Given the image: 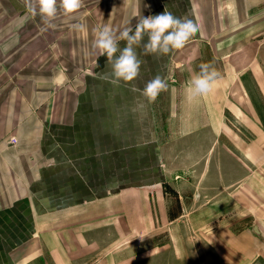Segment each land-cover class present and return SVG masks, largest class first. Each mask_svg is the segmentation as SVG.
Instances as JSON below:
<instances>
[{"label":"crops","instance_id":"crops-1","mask_svg":"<svg viewBox=\"0 0 264 264\" xmlns=\"http://www.w3.org/2000/svg\"><path fill=\"white\" fill-rule=\"evenodd\" d=\"M164 11L201 27L166 52L141 45L139 76L114 82L95 30L119 36ZM51 23L26 0H0V264H129L124 250L170 214L178 161L264 144V0H80L71 14L57 0ZM201 63L219 77L189 99ZM157 71L168 83L149 98Z\"/></svg>","mask_w":264,"mask_h":264},{"label":"rangeland","instance_id":"rangeland-1","mask_svg":"<svg viewBox=\"0 0 264 264\" xmlns=\"http://www.w3.org/2000/svg\"><path fill=\"white\" fill-rule=\"evenodd\" d=\"M2 12L5 13L4 8ZM34 27L33 34L42 32V25ZM261 143L257 137L256 149H225L224 157L220 149L216 152L210 149L203 159L189 154L188 160L183 158L187 167L184 169L178 161V178L174 176L164 186L169 216L161 220L160 230L146 234L138 244L132 242L134 246L130 243L123 252L124 262L264 264V144ZM217 179L224 184H216ZM250 181L257 182L255 193ZM255 227L262 231L261 235L254 233Z\"/></svg>","mask_w":264,"mask_h":264},{"label":"clouds","instance_id":"clouds-1","mask_svg":"<svg viewBox=\"0 0 264 264\" xmlns=\"http://www.w3.org/2000/svg\"><path fill=\"white\" fill-rule=\"evenodd\" d=\"M61 3L68 14L80 7V0H61ZM26 9L32 16L39 14L45 24L51 27L57 13V0H36L35 4L32 0H26ZM201 23V19L193 14L164 11L143 16L135 29L125 27L119 36L109 25L100 26L95 30L94 44L110 64L114 82L133 81L139 76L143 64L138 53L141 45L144 55L166 52L174 46L186 43L188 37L200 29ZM71 28L78 32L87 31L83 23L73 24ZM145 35L148 37L146 43ZM119 40L126 41L125 46L120 47ZM199 69L185 85L189 99L210 92L219 77L218 70L211 63H201ZM167 83L164 72L157 71L146 82L142 92L149 98L155 97Z\"/></svg>","mask_w":264,"mask_h":264},{"label":"water","instance_id":"water-1","mask_svg":"<svg viewBox=\"0 0 264 264\" xmlns=\"http://www.w3.org/2000/svg\"><path fill=\"white\" fill-rule=\"evenodd\" d=\"M255 231H256L257 233H259V230H258V228H257V227H255Z\"/></svg>","mask_w":264,"mask_h":264},{"label":"built area","instance_id":"built-area-1","mask_svg":"<svg viewBox=\"0 0 264 264\" xmlns=\"http://www.w3.org/2000/svg\"><path fill=\"white\" fill-rule=\"evenodd\" d=\"M15 141V140H14ZM16 142V141H15Z\"/></svg>","mask_w":264,"mask_h":264}]
</instances>
